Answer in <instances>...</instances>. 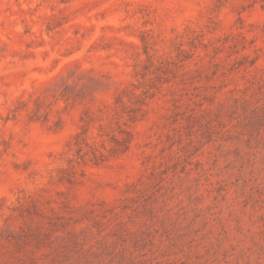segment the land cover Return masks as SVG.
Here are the masks:
<instances>
[{
    "label": "rangeland",
    "instance_id": "1",
    "mask_svg": "<svg viewBox=\"0 0 264 264\" xmlns=\"http://www.w3.org/2000/svg\"><path fill=\"white\" fill-rule=\"evenodd\" d=\"M0 264H264V0H0Z\"/></svg>",
    "mask_w": 264,
    "mask_h": 264
}]
</instances>
